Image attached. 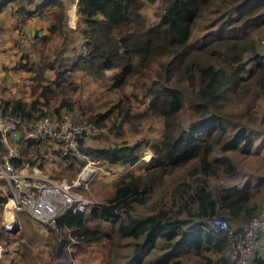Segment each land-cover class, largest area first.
Masks as SVG:
<instances>
[{
  "label": "trees",
  "instance_id": "1",
  "mask_svg": "<svg viewBox=\"0 0 264 264\" xmlns=\"http://www.w3.org/2000/svg\"><path fill=\"white\" fill-rule=\"evenodd\" d=\"M8 1H0V10ZM21 1L28 16L53 12L49 35L59 32L64 36L54 55L43 54L38 61L30 58L28 47L23 49L13 68L35 71L33 97L1 95L2 114H20L23 121L18 126L30 124L31 128L38 116L73 107L76 100L68 91L78 84L70 80L71 74L85 70L96 77L110 76L114 87H123L134 78L135 87L122 97L123 103L116 101L88 119L106 124L118 107L120 122L114 120L109 129L119 133L135 115L131 97L145 101L138 89L147 99L138 115L164 119L160 138L151 144L153 155L145 172L127 170L114 181L115 189L106 201L87 211L64 213L57 226L76 236L79 247L104 245L107 239L110 257L105 264H181L178 257L192 251L203 258L198 264H227L228 233L204 228L203 221L224 214L231 220L247 219L259 208L254 198L260 186L250 180L224 184L213 179L236 169L238 162L231 151L252 152L256 133L262 131L264 137V129H260L264 125H256L260 117L264 120V51L257 50L250 34L252 27L264 23V0H77L69 6L66 18L70 34L79 33V23L82 25V36L74 44L65 37V0H29L34 8H26ZM156 1L158 19L148 24L142 9L146 2ZM208 11L215 13L217 26L193 37L196 23ZM69 49L72 51L64 54ZM48 69L52 70L51 78L45 74ZM60 92L63 96L54 107L51 99H57ZM235 99L241 104L238 111L229 108ZM186 109L190 117L187 125L181 117ZM85 136H79L82 149ZM22 139L24 144L10 161L17 166L29 161L43 167L42 138ZM141 144L139 140L84 150L90 157L124 165L140 159ZM31 145H35L34 150H30ZM260 146L258 143L257 148ZM72 157L86 161L73 153H62L65 168L71 166L68 170L75 174L80 166ZM177 170L181 175L166 187V176ZM152 194L155 199L149 211L133 210L134 202L146 203ZM5 198L6 192L0 201ZM68 238L66 234L61 243L65 245ZM158 238L167 245L160 258L145 257L153 247L143 257L139 255L141 245L151 247ZM0 239L8 244L10 234L0 229ZM129 243L132 249L124 258L122 249ZM258 261L264 264V257Z\"/></svg>",
  "mask_w": 264,
  "mask_h": 264
},
{
  "label": "rangeland",
  "instance_id": "2",
  "mask_svg": "<svg viewBox=\"0 0 264 264\" xmlns=\"http://www.w3.org/2000/svg\"><path fill=\"white\" fill-rule=\"evenodd\" d=\"M21 0H11L7 2L4 7L0 10V96L1 95H15L14 97L22 96L25 99H31L32 84H37V79L34 78L35 71L28 70H14L13 66L16 63L18 56H21L23 49L28 47L30 58L38 61L44 54L54 55L56 46L60 45L61 35L59 32L49 35L48 25L53 20V12L51 13H36L31 16L27 15V10L20 6ZM36 1V0H34ZM76 0H65V37L70 44H74L81 38L82 25L79 33L76 35L70 34L67 28L66 18L68 16V9L71 3ZM22 4L26 5V8H34L33 2L29 0L21 1ZM77 5V4H76ZM157 1L146 2L143 7V12L146 16V22L151 24L158 19L156 13ZM218 19V18H217ZM213 11L201 17L195 25L194 36H200L204 34L209 28H214L217 25V20ZM43 31V32H42ZM42 32L47 35L48 38L43 40L42 36H38V33ZM250 34L254 36L255 44L258 46V51H264V45L261 44V38L264 35V23L259 26L251 28ZM38 36V38H36ZM72 51L71 49L65 50V53ZM26 58V57H25ZM250 64L253 60H249ZM46 75L52 74V71L46 70ZM13 79L12 83H7L5 79ZM70 80L77 82V87L72 88L68 91V96L71 99L76 100L73 107H62L63 109L70 111L77 121H93L88 119V116L97 112L105 111L113 103L119 101L123 103L122 98L125 94H131L135 88L133 84L134 78L128 84L123 87L111 86L112 78L110 76L96 77L85 70H74L72 71ZM44 83H48L46 79H42ZM139 96L145 98V101H140L135 96L131 97L132 112L135 114L130 121L123 124L120 132L117 133L116 129L110 130L109 125L116 120L120 122L121 115L118 112V107L111 111L109 117L106 119V124H99L101 130L96 135H89V138H84L82 141L83 148L95 147V146H109L117 145L122 143H135L142 140V152L141 157L135 163H127L125 166L118 163H110L105 161L98 162V169L101 173L92 182H89L86 186H79V190L83 193L90 195L97 202L106 201L107 197L115 189L114 181L123 176L127 170L132 173L138 174L143 173L146 170V164L153 155L151 144L153 141H157L160 138V134L164 128V119L160 116H139L138 113L145 109L146 97L143 96L142 90L138 89ZM37 93V92H36ZM30 95V97H29ZM63 96V93H59L57 99L52 98L51 103L55 107L59 104V98ZM29 97V98H27ZM44 99V97H40ZM53 107V108H54ZM241 107L240 101L235 99L229 108L238 111ZM263 108L261 107L259 114ZM60 111H54L52 113H59ZM63 112V111H62ZM138 112V113H137ZM51 113V111L49 112ZM182 120L184 124H188L189 110L186 109L182 112ZM256 125H264V120L260 117ZM258 126V128H259ZM21 133L25 129H30V124L20 125ZM260 129H264V126ZM261 132L256 133V148L252 152H242L240 150L231 151V155L237 160L236 169L229 174L222 175L219 179H213L214 182L224 184H242L247 180L252 181L254 185L260 186V190L255 196V200L262 201L259 206L264 205V137L261 136ZM260 143V148H257V144ZM41 157L44 160L43 170L48 173L50 177H68L76 178L78 173L82 170L84 162L78 161L76 158V166H80V171L75 174L70 173L68 170L71 166L65 168V163L62 162L61 155L59 154L56 145L51 141L41 142ZM61 146V145H60ZM35 145H31L30 150H34ZM5 150L4 147L1 148ZM45 150V151H42ZM56 150V152H55ZM86 150V149H85ZM1 154V153H0ZM1 156V155H0ZM70 159V160H71ZM3 160L0 157V162ZM79 164V165H78ZM81 164V165H80ZM181 170H177L174 174L166 176L165 185L171 186L177 179L176 176ZM181 175V173H180ZM164 185V186H165ZM256 186V187H257ZM0 191L10 192V186L8 184L3 185L0 180ZM154 196L151 195L150 199L146 203L134 202L133 210L138 213H144L149 211L151 204L154 202ZM7 198H5V201ZM225 216V214H224ZM17 221V228L13 231H7L10 234V241L8 244L0 239L3 245V251L0 256V263L2 264H105L108 261V255L110 257L108 249V240L104 241V245L100 243L89 245L87 248L79 247L77 244H69L72 238L67 232V229H61L60 227H53L48 223L42 222L33 217L25 208L17 210L15 214ZM106 227V223H104ZM3 227V228H2ZM103 227V228H106ZM0 229L5 230L4 226L0 225ZM6 232V230H5ZM68 234V241L66 244L61 243V238ZM112 235L115 232L112 230ZM264 234L261 236V240ZM130 240V239H129ZM142 240V237L140 238ZM61 245L64 249L66 256H61L57 250V246ZM153 247V248H152ZM152 248L151 250H149ZM132 249V243L124 245L122 249V255L124 258L129 256ZM146 250H149L146 258L153 259L160 258L162 254L167 250V245L164 244L162 238H158L157 243L151 247L146 248V244L141 245L139 255L142 257ZM148 260V259H147ZM179 260L183 264H192L194 257L190 259V255L180 256ZM150 261V260H149ZM175 264V263H173Z\"/></svg>",
  "mask_w": 264,
  "mask_h": 264
},
{
  "label": "built area",
  "instance_id": "3",
  "mask_svg": "<svg viewBox=\"0 0 264 264\" xmlns=\"http://www.w3.org/2000/svg\"><path fill=\"white\" fill-rule=\"evenodd\" d=\"M1 1V0H0ZM78 17V12H77ZM264 43V35L261 38ZM63 111V112H62ZM58 114L48 113L38 116L27 131L26 136L36 138H50L60 143L62 153H73L85 159V164L76 178L50 177L24 173L10 161L12 152L0 162V177L10 186V192L4 203V216L2 224L6 231L17 228L15 214L17 210L25 208L36 219L57 228L60 216L68 211H87L97 201L79 190V186H87L101 173L90 178L89 181L80 180L82 172L88 175L98 169L100 159L90 157L80 147V135H94L100 132L101 127L94 121H77L74 115L63 109ZM23 121L20 114H2L0 111V133L5 135L16 129ZM204 228H216L228 233L229 244L225 255L227 264H259L257 247L261 236L264 234V205L259 206L255 212L239 224L234 223L224 215L207 217L203 221ZM13 229V230H12ZM70 245L77 242L71 235ZM0 242V256L3 251Z\"/></svg>",
  "mask_w": 264,
  "mask_h": 264
},
{
  "label": "crops",
  "instance_id": "4",
  "mask_svg": "<svg viewBox=\"0 0 264 264\" xmlns=\"http://www.w3.org/2000/svg\"><path fill=\"white\" fill-rule=\"evenodd\" d=\"M11 0H9L8 2H10ZM77 1V0H76ZM44 13H46V10L43 11ZM36 14V13H35ZM43 32V31H42ZM42 32H39L43 37V40L46 38V35H44ZM39 36V35H38ZM38 36H36V38H38ZM39 36V37H40ZM62 39V37H61ZM49 71H52L50 69H48ZM48 77H52V74L50 75H47ZM5 81H7V83H12L13 84V79L9 78V79H5ZM11 96H15V95H12L11 93L9 94ZM18 96V95H17ZM30 97V95H29ZM27 97V98H29ZM26 125H24L25 127ZM21 127H17L16 129L12 130L11 132H8L7 134H5L4 136L0 134V157L2 160H4V158L7 157V155L9 154V152H12V156L16 155L18 153V147H20L23 142L24 139L22 138H28L30 136H26V133L29 129H25L23 131V135L21 133V130H20ZM30 128V127H29ZM22 129V128H21ZM34 137V136H33ZM84 138H89V135L85 136ZM43 141H51L53 142L57 147V150L59 152V154L61 155L60 157L62 158V152H61V146H60V143L53 140V139H50V138H42ZM4 147L5 150L2 151L1 148ZM42 151H45V150H42ZM56 152V150H55ZM11 156V157H12ZM10 157V158H11ZM62 160V159H61ZM63 162V161H62ZM66 163V161H65ZM13 164V163H12ZM45 164V163H44ZM126 164H124L123 166H125ZM18 169H20L22 172L24 173H33V174H36V175H48V173H46L44 170H43V167H40L38 165V163H30L29 161H26L23 165L21 166H17L15 165ZM128 166V165H127ZM134 165L132 164V167ZM126 167V166H125ZM0 180H2V183L3 185H6L5 183V180L3 177H0ZM6 191H0V195H3L5 194ZM8 195L9 193H6V198H8ZM258 204L260 205L262 201L260 200H257ZM4 203H5V200L3 201H0V225L3 226L2 224V218L4 216V209H5V206H4ZM244 219H233L232 221H234V223H237L239 224L241 221H243ZM3 228V227H2ZM257 250H258V253L260 254V256L264 257V237L260 238L259 240V243H258V247H257ZM205 253H207V251H205ZM185 255H190V259L194 257V261L192 264H198L199 262H203V258L200 254L192 251L190 253H187ZM185 255H180V256H185ZM213 255H215L213 253ZM179 258V257H178ZM183 264V263H181Z\"/></svg>",
  "mask_w": 264,
  "mask_h": 264
},
{
  "label": "bare ground",
  "instance_id": "5",
  "mask_svg": "<svg viewBox=\"0 0 264 264\" xmlns=\"http://www.w3.org/2000/svg\"><path fill=\"white\" fill-rule=\"evenodd\" d=\"M98 171H99V169H94L93 170V173L91 175H88L87 171L85 170L84 172H82L81 177H80V180L81 179H84L85 181H89L90 178L93 177V176H95Z\"/></svg>",
  "mask_w": 264,
  "mask_h": 264
},
{
  "label": "water",
  "instance_id": "6",
  "mask_svg": "<svg viewBox=\"0 0 264 264\" xmlns=\"http://www.w3.org/2000/svg\"><path fill=\"white\" fill-rule=\"evenodd\" d=\"M57 250H58L59 254H60L62 257H63V256H67V258H68V255L66 254L65 249H64L60 244L57 246Z\"/></svg>",
  "mask_w": 264,
  "mask_h": 264
}]
</instances>
